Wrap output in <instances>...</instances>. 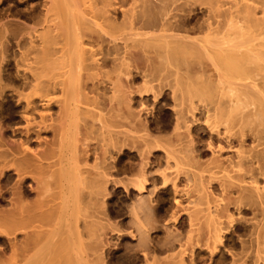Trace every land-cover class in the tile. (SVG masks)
Here are the masks:
<instances>
[{
	"label": "bare ground",
	"instance_id": "bare-ground-1",
	"mask_svg": "<svg viewBox=\"0 0 264 264\" xmlns=\"http://www.w3.org/2000/svg\"><path fill=\"white\" fill-rule=\"evenodd\" d=\"M0 264H264V0H0Z\"/></svg>",
	"mask_w": 264,
	"mask_h": 264
},
{
	"label": "rangeland",
	"instance_id": "rangeland-1",
	"mask_svg": "<svg viewBox=\"0 0 264 264\" xmlns=\"http://www.w3.org/2000/svg\"><path fill=\"white\" fill-rule=\"evenodd\" d=\"M198 4L197 3H194L193 4V6H194V8H197L198 6H197ZM162 103L164 104V101H162ZM167 107V106H166ZM166 107H164V108H166ZM156 113V112H155ZM92 143L94 142V141H91ZM110 190H114V188H112V189H110ZM114 196V197H113ZM110 198V199H109ZM125 195H124V192L122 191V188H116V192H112L111 194H110V197H108L107 199H106V205H107V202L109 203V205H108V209H109V213H110V218H111V221L113 220V222H116L117 220H122V222H123V224L125 225V227H124V225L123 226H121V228H120V233L121 234H123V238H126V237H128L129 236V234H128V230H129V228H128V226H129V224H128V212L126 211V209H123V210H120V207L121 206H125ZM247 215V214H246ZM249 215V214H248ZM248 215H247V217H248ZM250 217V216H249ZM115 220V221H114ZM118 222V221H117ZM128 225V226H127ZM130 227V226H129ZM121 229H123V231H121ZM126 231H125V230ZM161 231V232H160ZM160 231H158V232H160V236L159 237H162L161 235H162V230H160ZM119 232H113L112 234V237H113V239H112V242L114 243V247H117V248H121V244H122V242L120 241V237L122 238V235L120 234L119 235ZM118 235H119V237H118ZM124 235H125V237H124ZM159 235V234H158ZM154 235H152V238H156L157 236H155V237H153ZM115 237V238H114ZM129 238V237H128ZM117 239V240H116ZM135 241V240H134ZM124 242V241H123ZM132 242H133V240H132ZM136 242H134V244H135ZM130 244L131 245H133L132 247H134V244H132L131 243V239H130ZM136 245V244H135ZM117 252H119V251H117ZM161 255H163L164 256V254H161ZM160 255V256H161Z\"/></svg>",
	"mask_w": 264,
	"mask_h": 264
}]
</instances>
